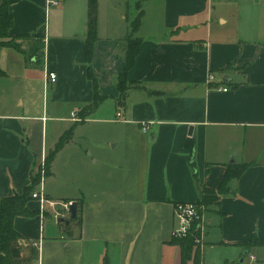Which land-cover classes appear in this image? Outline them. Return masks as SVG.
Listing matches in <instances>:
<instances>
[{
  "label": "crops",
  "instance_id": "obj_1",
  "mask_svg": "<svg viewBox=\"0 0 264 264\" xmlns=\"http://www.w3.org/2000/svg\"><path fill=\"white\" fill-rule=\"evenodd\" d=\"M56 1L11 5V46L0 47V79L11 83H0V198L28 187L72 130L32 192L46 203L30 200L34 215L13 220L21 255L34 253L28 264H181L174 205L196 203L227 167L247 164L202 209L200 264L215 251L221 264L254 262L264 251V0H137L139 54L121 106L129 0H95L92 70L106 99L82 121L93 99L89 0ZM70 203L79 220L58 223Z\"/></svg>",
  "mask_w": 264,
  "mask_h": 264
},
{
  "label": "trees",
  "instance_id": "obj_2",
  "mask_svg": "<svg viewBox=\"0 0 264 264\" xmlns=\"http://www.w3.org/2000/svg\"><path fill=\"white\" fill-rule=\"evenodd\" d=\"M20 0H0V39L9 37V31L12 28L13 20L9 12L11 5ZM97 3L95 0L88 1V14L90 24L88 27L87 37L85 40V65L86 78L92 85L93 99L90 105L81 109L79 112L80 120L88 117L97 110L99 105L106 99V97L99 94L98 83L92 70L93 45L96 41V20ZM142 12L130 24V36H125L124 43V59L125 67L123 72L116 78V89L118 97L116 99L117 106L123 105L129 89L132 84L127 80V73L133 67L134 61L139 54L140 40L135 37L136 32L140 27ZM11 43L0 42V47H9ZM1 75V72H0ZM120 102V103H119ZM72 130L67 131L60 138L55 150L45 158L46 171L48 170L54 155L63 147V145L70 140ZM248 167L247 164L234 165L227 167L216 189L210 190L205 187L200 189V198L195 203L199 208H208L219 203L220 198L229 194L230 189L228 183L232 179H236ZM40 176H31L30 185L25 187L20 194H14L10 197L0 198V264H28L34 259V253L31 252L29 256L21 255L20 236L13 228V220L16 217H30L34 215L33 212L27 209V204L30 202L31 194L35 187L39 184ZM177 204L174 205V207ZM79 220L76 216L73 221ZM192 232L182 238H173L171 244L177 245L181 249V264H186L187 261L193 264H200V245L197 242L200 239V229L193 227ZM255 244H257L255 242ZM248 246H252L249 243Z\"/></svg>",
  "mask_w": 264,
  "mask_h": 264
},
{
  "label": "built area",
  "instance_id": "obj_3",
  "mask_svg": "<svg viewBox=\"0 0 264 264\" xmlns=\"http://www.w3.org/2000/svg\"><path fill=\"white\" fill-rule=\"evenodd\" d=\"M58 2L56 0H46V6L47 7H53L57 6ZM46 79L49 80L51 83H54L56 81V76L53 73H47ZM224 92L226 91L225 89L223 90ZM76 114L72 113L71 117L73 120H76ZM143 131L146 130V126H143ZM44 172V169L42 170V173ZM41 183V182H40ZM41 185V184H40ZM31 199L38 200L43 207V204L46 203V200L44 197L41 195V193H32L31 194ZM71 204V203H70ZM70 204L65 205V209L68 211ZM175 214L179 220V226L178 229L174 233L175 238H182L187 235H189L192 230L194 229L193 227L196 224V230L200 229V239L197 242V244L200 245L202 244V235H203V230L201 227V213L199 208L195 203H186V204H177L175 207ZM34 248L39 247V243H33L32 244ZM31 264H39L38 260L33 261Z\"/></svg>",
  "mask_w": 264,
  "mask_h": 264
},
{
  "label": "rangeland",
  "instance_id": "obj_4",
  "mask_svg": "<svg viewBox=\"0 0 264 264\" xmlns=\"http://www.w3.org/2000/svg\"><path fill=\"white\" fill-rule=\"evenodd\" d=\"M60 1V3H63L65 0H58ZM137 0H129V9L126 10L124 4H123V7H124V11H125V14L128 18V22H129V26L130 24L134 21V19L138 16L139 14V3H136ZM144 1L142 0L141 1V4H143ZM131 34V30L129 29L128 30V33H127V36H130ZM0 42L2 43H11L12 42V38L11 37H6V38H3V39H0ZM0 83H1V86H3V89L5 91L8 90V87L10 86V82H7L5 79H0ZM36 85V84H34ZM120 103V102H119ZM88 126H93V125H88ZM89 130H90V135L95 132V128H92V127H88ZM100 129V128H99ZM83 132V131H82ZM43 169L46 170V167H45V164L43 166ZM46 172V171H45ZM36 174H39V176H41L42 173H36ZM36 174H34L33 176H36ZM39 183H40V180H39ZM200 222H201V227H202V230H203V221H202V216H201V219H200ZM251 245H254L255 242H250ZM202 247H200L201 249ZM254 256H255V261L254 262H249V260L246 259V261L244 262V264H264V251L263 252H260V251H255L254 253ZM221 257V256H220ZM205 264H221L220 263V259H219V252L215 251V252H210L206 255V258H205Z\"/></svg>",
  "mask_w": 264,
  "mask_h": 264
},
{
  "label": "water",
  "instance_id": "obj_5",
  "mask_svg": "<svg viewBox=\"0 0 264 264\" xmlns=\"http://www.w3.org/2000/svg\"><path fill=\"white\" fill-rule=\"evenodd\" d=\"M76 217V204L71 203L67 211L66 217H60L57 219L58 223L69 225L70 221L74 220Z\"/></svg>",
  "mask_w": 264,
  "mask_h": 264
}]
</instances>
